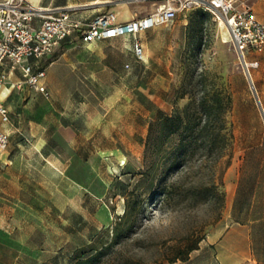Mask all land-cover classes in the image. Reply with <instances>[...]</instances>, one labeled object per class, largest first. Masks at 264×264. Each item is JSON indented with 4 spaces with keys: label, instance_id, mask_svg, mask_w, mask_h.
I'll return each instance as SVG.
<instances>
[{
    "label": "rangeland",
    "instance_id": "obj_1",
    "mask_svg": "<svg viewBox=\"0 0 264 264\" xmlns=\"http://www.w3.org/2000/svg\"><path fill=\"white\" fill-rule=\"evenodd\" d=\"M92 1L0 5L71 7L93 17L107 12L105 2L129 16L160 3ZM237 5L264 22V0ZM137 40L142 62L130 39L63 42L42 62L46 92L19 85L3 102L9 145L0 154V264H73L80 252L102 247L97 264H264V72L252 74L251 90L231 43L203 10ZM204 97L229 98L214 129L223 140L206 137L174 162L173 136L144 157L150 124L190 98L199 108ZM129 208L134 225L116 238Z\"/></svg>",
    "mask_w": 264,
    "mask_h": 264
},
{
    "label": "built area",
    "instance_id": "obj_2",
    "mask_svg": "<svg viewBox=\"0 0 264 264\" xmlns=\"http://www.w3.org/2000/svg\"><path fill=\"white\" fill-rule=\"evenodd\" d=\"M211 13L227 30L238 65L251 90L256 92L252 72L259 66L252 58L264 53V23L249 7L237 0H160L150 13L119 22L113 12L95 15L84 22L71 7L24 9L12 4L0 5V68L20 74L16 86L26 85L45 93V69L34 71L31 60L51 55L63 42L75 40L82 46L99 41L126 38L132 42L131 53L137 62L144 61V49L137 40L140 33L171 25L178 16L192 10ZM9 71V72H10ZM0 72V92L10 73ZM0 119L8 122V111L0 105ZM9 145V134L0 130V154Z\"/></svg>",
    "mask_w": 264,
    "mask_h": 264
},
{
    "label": "trees",
    "instance_id": "obj_3",
    "mask_svg": "<svg viewBox=\"0 0 264 264\" xmlns=\"http://www.w3.org/2000/svg\"><path fill=\"white\" fill-rule=\"evenodd\" d=\"M182 89L185 90L184 86H182ZM172 93L180 95V87L174 89ZM229 102V98H215L208 101L204 97L198 108L196 101L190 98L181 111L176 109L170 117H159L150 124V135L146 142L144 157L151 147H156L158 144L162 145L166 138L173 136L177 137L174 162L183 160V155L191 149L202 147L205 144L206 137L211 138L212 143L217 140L222 141L223 136L219 132H215L214 129L215 126L223 122L224 119L221 114L229 106ZM214 112L217 114L213 115ZM154 133L157 134L156 137H153ZM134 218L133 209L129 208L123 213L115 226L116 238L130 231L135 222ZM123 225L125 226L124 229L122 228ZM106 248H89L86 252H80L75 256L73 264H97ZM195 249V247L189 248L188 254Z\"/></svg>",
    "mask_w": 264,
    "mask_h": 264
},
{
    "label": "crops",
    "instance_id": "obj_4",
    "mask_svg": "<svg viewBox=\"0 0 264 264\" xmlns=\"http://www.w3.org/2000/svg\"><path fill=\"white\" fill-rule=\"evenodd\" d=\"M95 1H97V0H93L90 4L91 5H97V4H101V0H99L100 2L99 3H97V4H94V2ZM104 7H106V8H108V10H107V12H113V13H115V7H113V5H111V2H105V4H104ZM116 15H117V20L119 21V22H125V21H128V20H130V19H132L133 17H140V16H137V15H131V16H129L127 13H125L124 15H121V14H119V13H115ZM146 15V14H145ZM77 16L80 18V19H82L84 22H86L87 20H89L91 17H82L81 15H78L77 14ZM142 16H144V15H142ZM257 18V17H256ZM258 19V18H257ZM259 20V19H258ZM260 21V20H259ZM260 22H262V21H260ZM262 23H264V22H262ZM115 40H117V39H115ZM132 45V44H131ZM47 57H45V58H43L42 60H40V61H35V60H31L30 61V63L33 65V69H34V71H36L37 69H40V68H43V69H45V78H46V71H47V67L46 66H44L43 65V63L42 62H44V60L46 59ZM252 58H254V59H256V60H258V62H259V66H258V68H256L255 70H253V72H252V74H254L255 72H256V70L257 69H259L260 71H262V72H264V53H261V54H259V55H256V56H254V57H252ZM2 71H4L5 73H8L9 71H10V69H9V67L8 66H4V67H2V68H0V72H2ZM10 74H9V79H8V81L4 84V86H3V88L2 89H4V88H7V92L5 93V96L3 97V98H1L0 97V105H2L3 106V102L5 101V100H7V98L10 96V94H11V92H12V90L15 88V86H16V83H18L21 79H20V74L17 72V71H10L9 72ZM45 78H44V80H43V85H44V87H45ZM26 86V85H25ZM27 88H29L28 86H26ZM29 89H31V88H29ZM31 90H33V89H31ZM45 90H46V87H45ZM3 90H1V92H2ZM34 91V90H33ZM1 92H0V94H1ZM36 93H41V92H37V91H35ZM42 94V93H41ZM7 109V108H6ZM8 111V110H7ZM8 116H9V112H8ZM8 122H9V118H8ZM7 122V123H8ZM7 123H2L1 122V119H0V126L1 125H5V124H7ZM1 131H3V132H5V133H7L5 130H2V129H0ZM8 134V133H7Z\"/></svg>",
    "mask_w": 264,
    "mask_h": 264
},
{
    "label": "bare ground",
    "instance_id": "obj_5",
    "mask_svg": "<svg viewBox=\"0 0 264 264\" xmlns=\"http://www.w3.org/2000/svg\"><path fill=\"white\" fill-rule=\"evenodd\" d=\"M100 1L99 0H97V1H95L94 2V4H97V3H99ZM219 27L221 28V30H222V42L223 43H228V42H230V38H229V34H228V32H227V30L223 27V24L222 23H220L219 24ZM3 91L1 92V94H0V97L1 98H3L4 96H5V93L7 92V88H4V89H2Z\"/></svg>",
    "mask_w": 264,
    "mask_h": 264
}]
</instances>
